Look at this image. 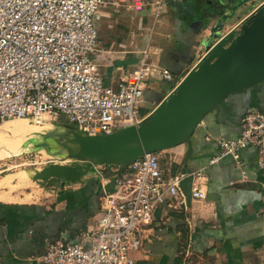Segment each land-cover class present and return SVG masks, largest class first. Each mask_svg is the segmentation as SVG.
<instances>
[{"label":"crops","instance_id":"obj_1","mask_svg":"<svg viewBox=\"0 0 264 264\" xmlns=\"http://www.w3.org/2000/svg\"><path fill=\"white\" fill-rule=\"evenodd\" d=\"M256 1L130 0L104 5L95 19L98 46L92 58L98 73L104 84L117 88L145 51L150 62L181 76L204 53L201 40L218 20L230 18L224 32L239 28L264 2ZM147 8L155 18L146 48L138 54L133 48L134 33L127 39H100V18L108 20L120 12L132 16L129 11L137 15L138 10ZM173 84L159 78L149 83L140 102L145 117L174 88ZM249 108L264 111V81L230 94L206 114L189 145L182 142L158 152L164 169L185 173L180 190L187 199L184 205L168 200L155 210L152 221L142 227L141 248L132 253L136 264H264V176L258 168L257 149L248 145L235 159L219 144L220 140L239 137L241 118ZM45 119L53 126L64 118ZM6 146V142L1 145ZM101 177L92 174L34 197L14 187V181L8 184L4 183L6 178L0 179L4 183L0 184V264H43L48 243L64 229L76 234L88 227L99 212L104 189ZM194 178L205 184V198H190Z\"/></svg>","mask_w":264,"mask_h":264},{"label":"built area","instance_id":"obj_2","mask_svg":"<svg viewBox=\"0 0 264 264\" xmlns=\"http://www.w3.org/2000/svg\"><path fill=\"white\" fill-rule=\"evenodd\" d=\"M127 1L0 0V121L62 117L89 134L138 125L145 117L140 102L149 83L159 78L176 84L180 76L150 62L144 51L117 88L104 84L92 58L98 46L95 19L102 6ZM219 144L235 159L242 148L256 147L264 176V111L247 109L239 137ZM184 177L164 169L155 152L117 175H102L98 215L76 234L64 229L48 243L42 263L136 264L132 253L141 248L142 227L155 210L168 200L186 203L180 190ZM205 195V184L194 178L190 198Z\"/></svg>","mask_w":264,"mask_h":264},{"label":"water","instance_id":"obj_3","mask_svg":"<svg viewBox=\"0 0 264 264\" xmlns=\"http://www.w3.org/2000/svg\"><path fill=\"white\" fill-rule=\"evenodd\" d=\"M229 19L218 20L210 34L201 40L204 56L186 70L179 83L160 99L141 124L109 134H89L61 119L58 125L65 132L57 134L54 143L49 139L55 132L46 133L37 146L45 150L61 146L68 157L80 159L82 164L73 167L50 163L37 176L59 186L82 181L95 172L110 177L146 153L182 142L189 145L191 135L206 114L230 94L264 81V2L239 28L224 32ZM73 143L77 148H72ZM106 164L116 169L100 168Z\"/></svg>","mask_w":264,"mask_h":264},{"label":"rangeland","instance_id":"obj_4","mask_svg":"<svg viewBox=\"0 0 264 264\" xmlns=\"http://www.w3.org/2000/svg\"><path fill=\"white\" fill-rule=\"evenodd\" d=\"M259 1L262 0H257L256 2ZM256 2H254L249 6L253 7ZM249 9L250 8H248V10ZM149 11L150 9L147 8L145 10H138L137 15L134 14V11H129V13H131L132 16L130 15L128 16L127 15L128 12H120L117 13L116 15L114 14L108 17V20H105V18H100L99 20V25H100L99 34L101 35L100 39L103 38L104 41H109V39L112 38L114 39L116 38L119 40L127 39V37L130 36V33H134L136 35L133 38L134 41L133 48L134 50H136V53L138 54L140 49L146 48V40L151 35L150 32L153 26L152 20H154L155 17L154 14L152 15L153 12L149 13ZM111 24L112 27L110 28L109 25ZM111 31L114 32L113 35H111ZM139 32L142 34H138ZM184 75L185 74H182L179 77V79L181 80ZM173 83L175 84V82ZM4 121H0V132L2 130L1 128L4 126L3 125ZM141 122L139 124H141ZM8 125L10 128L14 127L13 129H15L16 133L18 134L17 140L13 142L14 147L17 146L19 147L20 145H25L27 143L31 144L29 142L30 138H36L38 136H41V134L43 137L46 134V131L53 128V126H51L47 122L44 121L35 122L30 119H21V120L15 119L11 122L9 121ZM3 142H6L8 146L1 147ZM10 145L11 144L8 141L0 137V179L6 178L7 180L4 181V183L7 182L8 184L10 183V181H14L15 183L14 187L21 189V191H23L26 194H30L31 197L40 196L45 190L47 189L49 190L51 188H54L53 186L58 185L57 183L52 182L46 178H42V180H40L39 182L32 181L30 176L33 174L38 175V171L41 170L47 164L55 163L64 166H73V167L77 166L78 164H82V161L75 157H67L62 160L51 161V158H48L47 156L44 155V152L47 151L45 149L33 150L31 148L30 149L27 148L25 150H20V151L18 150L16 151V153L15 152H11L10 154L4 153L5 151L2 150H4V148L10 149L12 147ZM158 152L159 151L155 153L158 154ZM108 166L110 165L108 164L101 165L100 168H105ZM110 167L113 170L116 169V167L113 165ZM97 173L101 174L100 172H95L94 174ZM4 183H1L0 181L1 185Z\"/></svg>","mask_w":264,"mask_h":264},{"label":"bare ground","instance_id":"obj_5","mask_svg":"<svg viewBox=\"0 0 264 264\" xmlns=\"http://www.w3.org/2000/svg\"><path fill=\"white\" fill-rule=\"evenodd\" d=\"M204 50V49H203ZM205 54V50H204V53L203 54H200L199 56V59L197 62H199L201 60V58L204 56ZM180 81V80H179ZM179 82H177L175 84V86L178 84ZM174 86V87H175ZM4 126L1 128V132H0V137L6 141H8L12 146L10 149L8 148H4V150L2 151H5L4 153H11V152H15L16 151H20V150H25L27 148H31L33 150H41L42 147L40 146H37V144H39L41 138H42V134L41 136H38L36 138H30L29 143L25 144V145H20L19 147H14V141L17 140L18 138V134L16 133L15 129H12L9 127L8 123H4L3 124ZM49 132H55L54 135H52L49 139V141L51 142H55V138H56V135L57 134H63L65 132L64 128L60 125H53V128L52 129H49L48 131H46V133H49ZM58 132V133H56ZM4 137V138H3ZM26 143V142H25ZM72 148H77V144L76 143H73L72 144ZM44 150V149H43ZM7 155V154H6ZM44 155L47 156L48 158H51V161L53 160H62V159H65L68 157V155L65 153V151L63 150V147L61 146H58V147H51V149L47 150L44 152ZM60 165V164H58ZM32 181H35V182H39L40 180H42V178H40L39 176H37V174H33L30 176Z\"/></svg>","mask_w":264,"mask_h":264}]
</instances>
